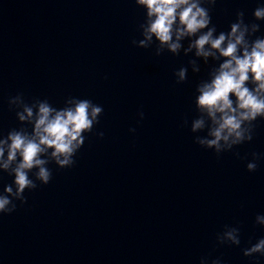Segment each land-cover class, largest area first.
I'll return each mask as SVG.
<instances>
[{"label": "water", "instance_id": "1", "mask_svg": "<svg viewBox=\"0 0 264 264\" xmlns=\"http://www.w3.org/2000/svg\"><path fill=\"white\" fill-rule=\"evenodd\" d=\"M258 4L217 0L212 23L228 31L237 10L249 20ZM143 19L134 0H0V131L19 127L8 106L17 93L58 108L69 96L103 107L75 165L50 164L51 182L0 215V264H199L209 254L256 264L239 247H217L215 234L239 225L241 247L264 236L253 226L264 214V159L246 170L252 152L264 153V120L234 149L247 160L194 143L195 87L213 62L199 61L197 74L189 67L177 84L174 72L191 54L134 46ZM12 179L3 174L0 191Z\"/></svg>", "mask_w": 264, "mask_h": 264}, {"label": "clouds", "instance_id": "2", "mask_svg": "<svg viewBox=\"0 0 264 264\" xmlns=\"http://www.w3.org/2000/svg\"><path fill=\"white\" fill-rule=\"evenodd\" d=\"M137 8L144 9V19L138 24L140 39L131 43L142 49L155 45L154 54L179 56L191 54L187 66L174 72L176 83L182 84L192 73L213 63L207 79L195 87L194 109L190 131L194 143L202 149L213 150L217 157L233 152L241 157L238 146L251 142L258 120H264V36L256 35L264 22V5L258 4L246 20L245 10H237L228 31H217L211 11L217 0H134ZM187 41V46L184 42ZM10 111L15 112L19 127L5 134L0 131V179L3 174L12 177L0 191V215H11L27 203L25 191L48 185L54 163L58 169L72 168L75 157L84 146L86 134H92L103 115V107L91 99L69 96L63 107H56L48 99L32 98L22 93L8 100ZM144 118L143 111L138 113ZM188 125L185 118L183 126ZM135 132V129H129ZM204 133V135H199ZM99 138L103 132L95 133ZM246 163L248 172H255L264 153L252 152ZM254 227L264 228V214H257ZM216 246L239 247L243 257L258 260L264 257V236L241 247L239 225H224L215 234ZM199 264H223L221 257L201 256Z\"/></svg>", "mask_w": 264, "mask_h": 264}]
</instances>
